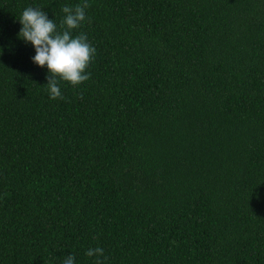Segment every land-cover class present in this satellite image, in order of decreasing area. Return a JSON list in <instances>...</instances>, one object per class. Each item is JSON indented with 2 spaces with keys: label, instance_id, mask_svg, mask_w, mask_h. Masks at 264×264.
Wrapping results in <instances>:
<instances>
[{
  "label": "trees",
  "instance_id": "trees-1",
  "mask_svg": "<svg viewBox=\"0 0 264 264\" xmlns=\"http://www.w3.org/2000/svg\"><path fill=\"white\" fill-rule=\"evenodd\" d=\"M82 2L0 0V264H264V0H87L53 100L19 19Z\"/></svg>",
  "mask_w": 264,
  "mask_h": 264
},
{
  "label": "clouds",
  "instance_id": "clouds-1",
  "mask_svg": "<svg viewBox=\"0 0 264 264\" xmlns=\"http://www.w3.org/2000/svg\"><path fill=\"white\" fill-rule=\"evenodd\" d=\"M88 7L87 0L75 7L64 6V19L60 24L63 31H58L55 21L40 8H25L19 19L22 25L19 38L35 49L32 62L42 68L47 66L49 70L46 87L53 100L65 99L61 81L76 87L90 79L86 70L95 57V48L88 42L86 34H73L86 20ZM86 255L96 257L95 264H104L102 248H90ZM62 264H75V256H66Z\"/></svg>",
  "mask_w": 264,
  "mask_h": 264
}]
</instances>
